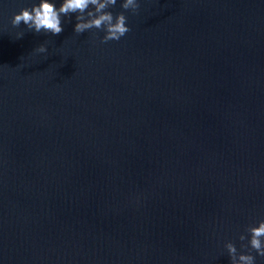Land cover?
<instances>
[{"label":"water","instance_id":"1","mask_svg":"<svg viewBox=\"0 0 264 264\" xmlns=\"http://www.w3.org/2000/svg\"><path fill=\"white\" fill-rule=\"evenodd\" d=\"M122 2L107 11L131 30L101 44L74 14L57 36L13 28L39 0H0V264L249 254L245 229L264 221V0Z\"/></svg>","mask_w":264,"mask_h":264},{"label":"clouds","instance_id":"2","mask_svg":"<svg viewBox=\"0 0 264 264\" xmlns=\"http://www.w3.org/2000/svg\"><path fill=\"white\" fill-rule=\"evenodd\" d=\"M117 0H62L57 8L55 3L49 0H39L38 5L31 8H22L18 14H14L10 21L13 28L23 24L30 32L39 34H51L57 36L63 31L62 17L75 15L76 23L74 33L82 34L93 29L103 31L105 34L100 43L119 41L131 29L127 26V17L123 12L113 16L110 7L115 6ZM120 7L125 11L136 14L139 4L137 0H123ZM23 38V33L18 34ZM36 53H45L46 47L41 44L34 49ZM247 233V245L241 244V250L249 254H238L237 248L232 242H226L224 249L229 257L230 264H255L256 256L264 257V221H259L256 226H249L245 229ZM245 235H240L239 240L244 241Z\"/></svg>","mask_w":264,"mask_h":264}]
</instances>
